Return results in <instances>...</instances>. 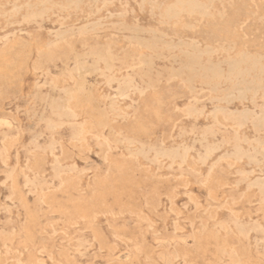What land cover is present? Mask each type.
<instances>
[{"label": "rangeland", "instance_id": "374dc122", "mask_svg": "<svg viewBox=\"0 0 264 264\" xmlns=\"http://www.w3.org/2000/svg\"><path fill=\"white\" fill-rule=\"evenodd\" d=\"M0 264H264V0H0Z\"/></svg>", "mask_w": 264, "mask_h": 264}, {"label": "bare ground", "instance_id": "6f19581e", "mask_svg": "<svg viewBox=\"0 0 264 264\" xmlns=\"http://www.w3.org/2000/svg\"><path fill=\"white\" fill-rule=\"evenodd\" d=\"M70 3V2H69ZM173 9V8H172ZM173 15H174V13H173ZM171 17V16H170ZM176 18V17H175ZM31 19V18H30ZM172 19V18H171ZM177 45V44H176ZM145 47V46H144ZM184 47V46H183ZM186 49H187V47H186ZM188 51V50H187ZM206 52V51H205ZM248 58V57H247ZM251 58V57H250ZM245 59V58H244ZM110 60V59H109ZM242 60V59H241ZM111 61V60H110ZM249 61V60H248ZM141 62V61H140ZM145 63V62H144ZM231 63V62H230ZM237 63V62H236ZM249 63V62H248ZM142 64V63H141ZM146 64V63H145ZM252 64H254L255 65V63H254V61H253V63ZM259 64V63H258ZM246 65V64H245ZM244 65V66H245ZM237 66V65H236ZM247 66V65H246ZM243 67V66H242ZM256 68V67H255ZM107 69V68H106ZM137 69V68H136ZM151 69H152V67H151ZM210 69V68H209ZM211 70V69H210ZM213 70V69H212ZM185 71V70H184ZM239 72V71H238ZM197 73V72H196ZM236 73V72H235ZM240 76V75H239ZM216 77V76H215ZM204 78H206V77H204ZM253 78V77H252ZM128 80V79H127ZM253 81V80H252ZM259 82V81H258ZM186 83V82H185ZM123 84V83H122ZM239 84V83H238ZM237 84V85H238ZM261 85H262V83H260ZM136 88V87H135ZM236 88V87H235ZM238 88V87H237ZM138 89V88H137ZM193 90V89H192ZM262 90V89H261ZM192 92H194V91H192ZM242 93V92H241ZM254 93V92H253ZM124 95V94H123ZM128 95V94H127ZM231 95H233V94H231ZM128 97V96H127ZM234 98V97H233ZM232 98V99H233ZM254 98V97H253ZM235 99V98H234ZM245 99V98H244ZM234 101V100H233ZM217 113V112H216ZM216 115V114H215ZM106 127V126H105ZM18 136V135H17ZM17 138V137H16ZM206 139V138H205ZM261 151V150H260ZM241 161V160H240ZM240 163V162H239ZM198 175V174H197ZM112 215V214H111ZM258 227V226H257ZM260 232H261V230H260ZM159 243V242H158ZM172 243V242H171ZM220 261V260H219Z\"/></svg>", "mask_w": 264, "mask_h": 264}]
</instances>
